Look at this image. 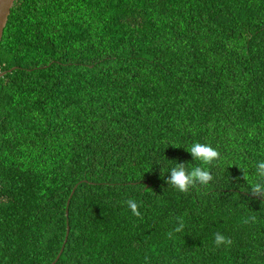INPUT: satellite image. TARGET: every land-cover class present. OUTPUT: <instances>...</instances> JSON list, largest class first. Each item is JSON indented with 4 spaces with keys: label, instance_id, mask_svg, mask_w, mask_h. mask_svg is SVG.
Masks as SVG:
<instances>
[{
    "label": "trees",
    "instance_id": "1",
    "mask_svg": "<svg viewBox=\"0 0 264 264\" xmlns=\"http://www.w3.org/2000/svg\"><path fill=\"white\" fill-rule=\"evenodd\" d=\"M0 72V264H264V0H16Z\"/></svg>",
    "mask_w": 264,
    "mask_h": 264
},
{
    "label": "clouds",
    "instance_id": "2",
    "mask_svg": "<svg viewBox=\"0 0 264 264\" xmlns=\"http://www.w3.org/2000/svg\"><path fill=\"white\" fill-rule=\"evenodd\" d=\"M191 157L190 163H174V167L164 170L161 166L162 176L165 174L167 178L165 183L168 188H172L178 192H188L193 187H207L214 176L210 166L214 165L221 159V153L208 143L194 142L189 148L184 149ZM247 174V170H243ZM244 175V177H245ZM255 183L252 184L250 191L254 196H264V160L257 162L252 173ZM127 205L134 215H139L138 204L134 200H128ZM180 229L178 228L177 231ZM214 243L217 247L227 246L231 244V240L221 233H216Z\"/></svg>",
    "mask_w": 264,
    "mask_h": 264
},
{
    "label": "water",
    "instance_id": "3",
    "mask_svg": "<svg viewBox=\"0 0 264 264\" xmlns=\"http://www.w3.org/2000/svg\"><path fill=\"white\" fill-rule=\"evenodd\" d=\"M16 0H0V43L3 37V33H4V29L6 27V24L8 22V18L11 12V9L14 5V2ZM11 70L7 71V72H11ZM6 74V72H0V78H2L4 75ZM67 234H68V230H67ZM66 239H67V235H66ZM66 240L64 241L65 244ZM62 252V250L60 251V253ZM60 253L58 254V256L56 257L55 261L52 264H55V262L58 260Z\"/></svg>",
    "mask_w": 264,
    "mask_h": 264
}]
</instances>
